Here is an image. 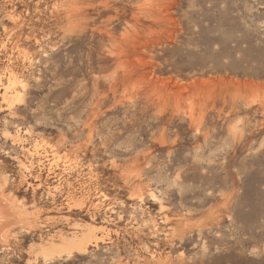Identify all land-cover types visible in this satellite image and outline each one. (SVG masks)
Segmentation results:
<instances>
[{
	"label": "rangeland",
	"instance_id": "obj_1",
	"mask_svg": "<svg viewBox=\"0 0 264 264\" xmlns=\"http://www.w3.org/2000/svg\"><path fill=\"white\" fill-rule=\"evenodd\" d=\"M263 172L264 0H0V264H264Z\"/></svg>",
	"mask_w": 264,
	"mask_h": 264
},
{
	"label": "bare ground",
	"instance_id": "obj_2",
	"mask_svg": "<svg viewBox=\"0 0 264 264\" xmlns=\"http://www.w3.org/2000/svg\"><path fill=\"white\" fill-rule=\"evenodd\" d=\"M39 184L40 185L42 184L41 181ZM263 203H264V199H263ZM0 204H1V201H0ZM8 210H10V207H9V209H7L6 206L0 205V229H1L2 225L9 224V223L15 224V221L12 218L15 217V219H16V216H18V214L14 216L13 214H11L12 212L8 211ZM256 210H257L256 211L257 217L264 216V210H263V208H261V206H260V208H258ZM247 217H249V216H247ZM22 218H23V216H22ZM18 219H19V217H18ZM4 231L5 230H0V234H2V232H4Z\"/></svg>",
	"mask_w": 264,
	"mask_h": 264
}]
</instances>
